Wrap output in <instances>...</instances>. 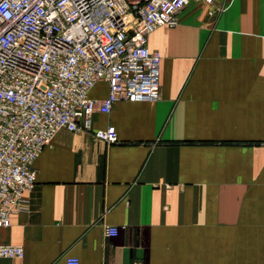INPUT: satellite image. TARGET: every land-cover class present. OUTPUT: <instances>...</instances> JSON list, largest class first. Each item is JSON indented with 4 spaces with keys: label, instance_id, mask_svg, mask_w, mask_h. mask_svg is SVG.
<instances>
[{
    "label": "crops",
    "instance_id": "crops-1",
    "mask_svg": "<svg viewBox=\"0 0 264 264\" xmlns=\"http://www.w3.org/2000/svg\"><path fill=\"white\" fill-rule=\"evenodd\" d=\"M177 16L148 38L159 98L95 113L115 142L61 130L44 146L0 227L24 255L0 264H264V0H190Z\"/></svg>",
    "mask_w": 264,
    "mask_h": 264
},
{
    "label": "built area",
    "instance_id": "built-area-1",
    "mask_svg": "<svg viewBox=\"0 0 264 264\" xmlns=\"http://www.w3.org/2000/svg\"><path fill=\"white\" fill-rule=\"evenodd\" d=\"M189 1L0 0V227L24 208L33 163L59 131L112 143L114 126L93 128L95 113L108 114L119 100L159 98L161 55L148 38L175 26ZM98 81L107 94L90 97ZM117 232L105 228L107 236ZM23 255L22 245L0 242V257Z\"/></svg>",
    "mask_w": 264,
    "mask_h": 264
}]
</instances>
